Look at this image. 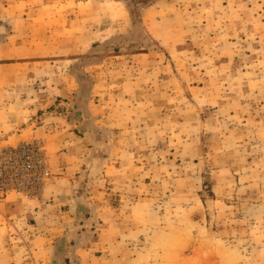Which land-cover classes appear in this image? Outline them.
<instances>
[{"label": "rangeland", "instance_id": "1", "mask_svg": "<svg viewBox=\"0 0 264 264\" xmlns=\"http://www.w3.org/2000/svg\"><path fill=\"white\" fill-rule=\"evenodd\" d=\"M67 129L73 212L26 264H264V0H0V154L50 170L0 202L43 199Z\"/></svg>", "mask_w": 264, "mask_h": 264}, {"label": "crops", "instance_id": "2", "mask_svg": "<svg viewBox=\"0 0 264 264\" xmlns=\"http://www.w3.org/2000/svg\"><path fill=\"white\" fill-rule=\"evenodd\" d=\"M20 115L22 114L11 117L9 125H5L1 130L10 132L16 122L24 120ZM32 135L34 138L51 137V133L44 130L42 126L33 131ZM62 135H65V130ZM10 136H13V139L8 137V142H16L23 135L12 134ZM71 136L68 131L64 137H59L60 141L58 144L66 149L65 152L58 156L59 165L56 168L61 167V172H57L61 175L57 174L54 181L47 187L43 199L36 200L30 204L23 201L15 203L9 201L0 202V241L5 242V240L8 241L10 239L8 238V226L5 224L4 218L10 222L12 221L14 225L20 226V230L28 228V231L22 232L25 238L28 237L27 234L31 237V243L24 247L20 243L8 245L6 242L3 244V248L0 245V264H26L29 256L35 259L36 262H44L48 248L53 245L56 239L54 236L56 232L55 225L60 224V221L56 222L54 215H48V212H59L54 214H60V216L65 215L62 212H66V214L67 212H73V201L76 198V191L79 186L76 174L82 167L83 160L77 156L80 153L78 147L75 148L73 144H70V140L72 141L73 139Z\"/></svg>", "mask_w": 264, "mask_h": 264}, {"label": "built area", "instance_id": "3", "mask_svg": "<svg viewBox=\"0 0 264 264\" xmlns=\"http://www.w3.org/2000/svg\"><path fill=\"white\" fill-rule=\"evenodd\" d=\"M50 178L45 154L36 142L21 143L0 154V197L38 196Z\"/></svg>", "mask_w": 264, "mask_h": 264}, {"label": "trees", "instance_id": "4", "mask_svg": "<svg viewBox=\"0 0 264 264\" xmlns=\"http://www.w3.org/2000/svg\"><path fill=\"white\" fill-rule=\"evenodd\" d=\"M142 1H147V0H142Z\"/></svg>", "mask_w": 264, "mask_h": 264}]
</instances>
